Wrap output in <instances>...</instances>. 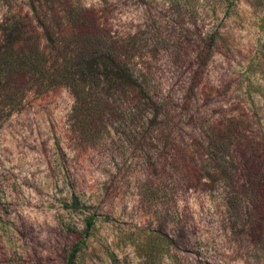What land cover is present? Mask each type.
Segmentation results:
<instances>
[{
	"label": "rangeland",
	"instance_id": "374dc122",
	"mask_svg": "<svg viewBox=\"0 0 264 264\" xmlns=\"http://www.w3.org/2000/svg\"><path fill=\"white\" fill-rule=\"evenodd\" d=\"M30 1L0 0V35L30 16ZM72 1L112 34L150 37L155 53L140 63L168 115L89 145L71 131L67 89L28 95L0 126V264H67L81 240L72 264H264L249 237L264 225V186L252 201L235 146L224 153L235 160L221 162L194 146L213 128L229 131L258 142L264 163V0Z\"/></svg>",
	"mask_w": 264,
	"mask_h": 264
},
{
	"label": "trees",
	"instance_id": "16d2710c",
	"mask_svg": "<svg viewBox=\"0 0 264 264\" xmlns=\"http://www.w3.org/2000/svg\"><path fill=\"white\" fill-rule=\"evenodd\" d=\"M47 2V3H46ZM30 16L10 21V33L0 35V126L19 111L30 94H44L65 88L73 98L68 120L71 131L82 143L103 141L111 132L130 134L158 126L159 116L168 115V102L154 95L150 68L140 61L152 56L150 37L132 34L121 37L109 32L99 15L72 0H44L27 5ZM210 44L204 45L201 58L191 74L187 97L195 98L203 71L210 58ZM158 130V129H157ZM213 128L206 140H196L197 149L206 150L210 162L235 156L225 151L235 146L251 200L258 198L264 179V163L256 141L235 140L232 134ZM230 151V150H229ZM78 207L77 200L72 202ZM257 214L264 220V211ZM94 218L86 220L85 237L90 235ZM253 245L264 246V225L249 230ZM85 240L77 242L69 254L72 264Z\"/></svg>",
	"mask_w": 264,
	"mask_h": 264
}]
</instances>
